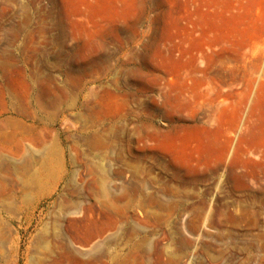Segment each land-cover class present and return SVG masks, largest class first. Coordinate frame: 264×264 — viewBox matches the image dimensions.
I'll list each match as a JSON object with an SVG mask.
<instances>
[{
    "label": "rangeland",
    "instance_id": "rangeland-1",
    "mask_svg": "<svg viewBox=\"0 0 264 264\" xmlns=\"http://www.w3.org/2000/svg\"><path fill=\"white\" fill-rule=\"evenodd\" d=\"M246 236L264 0H0V264H208Z\"/></svg>",
    "mask_w": 264,
    "mask_h": 264
},
{
    "label": "built area",
    "instance_id": "built-area-1",
    "mask_svg": "<svg viewBox=\"0 0 264 264\" xmlns=\"http://www.w3.org/2000/svg\"><path fill=\"white\" fill-rule=\"evenodd\" d=\"M244 247H230V249L223 248L222 251L226 253L225 256H212L210 260L212 263L208 264H264V247L256 246V241L252 236H246ZM230 251V255L228 254ZM200 259L201 256H198ZM184 257V261L187 260ZM216 261H219L218 263Z\"/></svg>",
    "mask_w": 264,
    "mask_h": 264
},
{
    "label": "crops",
    "instance_id": "crops-1",
    "mask_svg": "<svg viewBox=\"0 0 264 264\" xmlns=\"http://www.w3.org/2000/svg\"><path fill=\"white\" fill-rule=\"evenodd\" d=\"M111 222H109V221H104L103 223H98V222H94L93 224H91V226H93V227H96V229H97V231H98V235L96 236V237H99V236H101L102 234H104L105 232H107L109 229V226L111 225L110 224ZM104 228H107V229H105L106 231H101V230H103ZM74 237H75V234H74Z\"/></svg>",
    "mask_w": 264,
    "mask_h": 264
}]
</instances>
